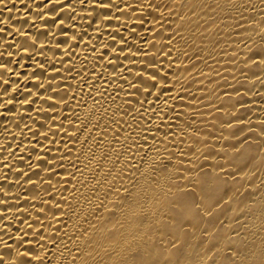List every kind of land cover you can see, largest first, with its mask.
<instances>
[{
    "label": "bare ground",
    "instance_id": "6f19581e",
    "mask_svg": "<svg viewBox=\"0 0 264 264\" xmlns=\"http://www.w3.org/2000/svg\"><path fill=\"white\" fill-rule=\"evenodd\" d=\"M0 264H264V0H0Z\"/></svg>",
    "mask_w": 264,
    "mask_h": 264
}]
</instances>
